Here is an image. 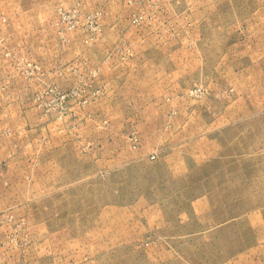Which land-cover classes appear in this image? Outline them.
I'll return each mask as SVG.
<instances>
[{"label": "rangeland", "instance_id": "rangeland-1", "mask_svg": "<svg viewBox=\"0 0 264 264\" xmlns=\"http://www.w3.org/2000/svg\"><path fill=\"white\" fill-rule=\"evenodd\" d=\"M0 264H264V0H0Z\"/></svg>", "mask_w": 264, "mask_h": 264}, {"label": "built area", "instance_id": "built-area-1", "mask_svg": "<svg viewBox=\"0 0 264 264\" xmlns=\"http://www.w3.org/2000/svg\"><path fill=\"white\" fill-rule=\"evenodd\" d=\"M132 23L135 24L136 23V20H134Z\"/></svg>", "mask_w": 264, "mask_h": 264}]
</instances>
